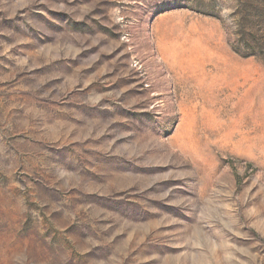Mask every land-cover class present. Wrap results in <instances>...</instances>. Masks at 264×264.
I'll return each instance as SVG.
<instances>
[{
  "label": "rangeland",
  "instance_id": "374dc122",
  "mask_svg": "<svg viewBox=\"0 0 264 264\" xmlns=\"http://www.w3.org/2000/svg\"><path fill=\"white\" fill-rule=\"evenodd\" d=\"M239 6L0 0V264H264Z\"/></svg>",
  "mask_w": 264,
  "mask_h": 264
},
{
  "label": "trees",
  "instance_id": "16d2710c",
  "mask_svg": "<svg viewBox=\"0 0 264 264\" xmlns=\"http://www.w3.org/2000/svg\"><path fill=\"white\" fill-rule=\"evenodd\" d=\"M240 6L238 8V25L240 27V34L246 36L245 27L250 28L251 31V39L252 41L260 42L264 40V29H261V33L257 34L253 31L258 24L260 27L264 28V0H252L250 2L245 3L244 0H239ZM245 39V38H244ZM249 39V38H248ZM238 47L236 50L238 52H242V43H238ZM264 45V42H263ZM254 48V47H253ZM253 54V53H249Z\"/></svg>",
  "mask_w": 264,
  "mask_h": 264
}]
</instances>
